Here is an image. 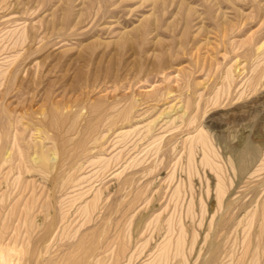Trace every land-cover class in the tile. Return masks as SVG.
I'll use <instances>...</instances> for the list:
<instances>
[{
    "label": "rangeland",
    "instance_id": "rangeland-1",
    "mask_svg": "<svg viewBox=\"0 0 264 264\" xmlns=\"http://www.w3.org/2000/svg\"><path fill=\"white\" fill-rule=\"evenodd\" d=\"M0 258L264 264V0H0Z\"/></svg>",
    "mask_w": 264,
    "mask_h": 264
},
{
    "label": "bare ground",
    "instance_id": "bare-ground-1",
    "mask_svg": "<svg viewBox=\"0 0 264 264\" xmlns=\"http://www.w3.org/2000/svg\"><path fill=\"white\" fill-rule=\"evenodd\" d=\"M257 73V72H256ZM259 73V72H258ZM228 87H229V85H228ZM54 114V113H53ZM56 119V118H55ZM212 127H214V126H212ZM215 127H216V125H215ZM221 128V127H220ZM214 129V128H213ZM217 130V129H216ZM220 130V129H219ZM199 140V139H198ZM243 142V141H242ZM205 146V145H204ZM206 149V148H205ZM206 151V150H205ZM248 151H249V153H251L252 154V157H253V159L255 158V156H254V154L256 155V153H255V151H254V149L252 148V147H250L249 146V148H248ZM205 155V154H204ZM217 156V155H216ZM239 158H243V157H241V156H239ZM39 159V158H38ZM37 159V160H38ZM40 159H42L41 157H40ZM250 159V158H249ZM34 161V160H33ZM251 161V160H250ZM36 163H37V161H36ZM43 164V163H42ZM245 164V163H244ZM249 164V163H248ZM44 165H46V164H44ZM243 165V164H242ZM245 167H246V165H244ZM243 168V169H245L246 170V168ZM47 168V167H46ZM237 169H239V168H237ZM241 170V169H240ZM245 170H243V171H245ZM240 172V171H239ZM241 174V173H240ZM241 177V176H240ZM224 194V193H223ZM176 243V242H175ZM176 245V244H175ZM1 259V258H0ZM3 263V262H2ZM3 264H5V262L3 263ZM17 264V263H16Z\"/></svg>",
    "mask_w": 264,
    "mask_h": 264
}]
</instances>
